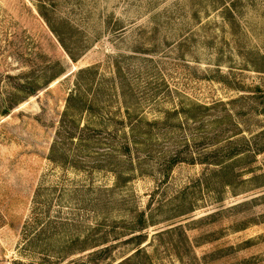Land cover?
<instances>
[{
	"label": "rangeland",
	"instance_id": "374dc122",
	"mask_svg": "<svg viewBox=\"0 0 264 264\" xmlns=\"http://www.w3.org/2000/svg\"><path fill=\"white\" fill-rule=\"evenodd\" d=\"M0 264H264V0H0Z\"/></svg>",
	"mask_w": 264,
	"mask_h": 264
},
{
	"label": "trees",
	"instance_id": "16d2710c",
	"mask_svg": "<svg viewBox=\"0 0 264 264\" xmlns=\"http://www.w3.org/2000/svg\"><path fill=\"white\" fill-rule=\"evenodd\" d=\"M56 32V31H55ZM57 33V32H56ZM60 39V42L62 43V45L64 47L65 46V42L60 38L59 35H57ZM67 49V48H66ZM70 56L75 59L71 53ZM79 87V86H78ZM74 96V97H73ZM72 96V100L73 98H75V94ZM73 112V106L71 105V103H68V106L66 108V111L64 112V117L61 121V130L58 133V140L56 141V146H59L61 144H63V142H78L79 146H85L87 143H89L90 145L92 144L91 141L94 140H102L101 137H94L93 128L89 129L88 133H86V135L84 134L85 130H87L88 127H86V125H84L83 127H80L81 125L78 124V128H72V127H68L67 125L69 124V117L71 116ZM7 113V110L6 112ZM90 127V125H88ZM91 130V131H90ZM123 131H121L120 129H117L116 131H111L110 133L112 134V136L116 139V146H114L115 151L111 152L110 154H112L114 156V154H121L123 152V150L127 151L126 153H129V151L131 150V137L127 134H122ZM103 133V131L101 132ZM133 133V131H132ZM127 135V136H126ZM62 146V145H61ZM62 152V151H60ZM55 153V152H53ZM125 153V154H126ZM63 155L66 160L70 159V154L66 153V152H62L59 154V157ZM53 159L54 156H53ZM78 158H73L71 159L72 161H75ZM126 161V160H125ZM114 172L116 173V178L117 180H119L121 178V174L119 172H117V170H114ZM141 249L138 250V252H140ZM128 259V258H127Z\"/></svg>",
	"mask_w": 264,
	"mask_h": 264
}]
</instances>
